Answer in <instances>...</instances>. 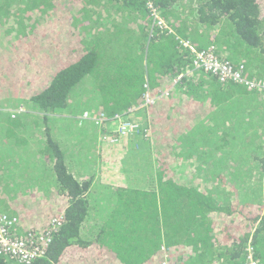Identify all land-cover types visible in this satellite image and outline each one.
Wrapping results in <instances>:
<instances>
[{"label": "trees", "instance_id": "obj_1", "mask_svg": "<svg viewBox=\"0 0 264 264\" xmlns=\"http://www.w3.org/2000/svg\"><path fill=\"white\" fill-rule=\"evenodd\" d=\"M150 2L169 29L154 24ZM263 5L261 0H0V100L23 99L25 113H59L71 109L73 93L89 82L97 92L96 112L105 116L99 155L112 156L118 169L109 175L119 176L111 180L92 174L80 180L68 168L60 142L48 135L43 154L54 164L67 199L62 223L44 254L30 262L0 254V264H177L175 259L244 264L249 241L264 264V134L246 125L228 132L225 119L217 116L228 100L242 95L245 101L233 102L239 121L246 113L255 118L264 91L193 72L194 54L183 43L197 49L213 45L220 57L243 64L248 77L264 78ZM170 88L168 95L144 103L146 94ZM0 107V114L8 116L5 137L22 146L23 116L13 118L1 101ZM120 117L138 124L137 131H119ZM43 118L48 121L49 115ZM74 119L77 128L84 118ZM194 127L204 130L208 143L204 149L198 146L194 156L180 154L179 138ZM245 135L252 148L241 154ZM231 149L236 157L227 155ZM129 156L147 166L145 181L121 178ZM179 157L186 172L192 165L191 176H206L204 184L216 175L228 189L226 196L178 180L172 167ZM246 179L261 189L260 201H241L239 184ZM89 217L95 218L92 226ZM53 218L44 229L51 228ZM30 228L28 233L36 231Z\"/></svg>", "mask_w": 264, "mask_h": 264}, {"label": "crops", "instance_id": "obj_2", "mask_svg": "<svg viewBox=\"0 0 264 264\" xmlns=\"http://www.w3.org/2000/svg\"><path fill=\"white\" fill-rule=\"evenodd\" d=\"M238 98V96L233 97V99L227 101V104L236 102ZM247 101L250 106L254 104L253 102L250 103V99ZM259 102L263 108L262 101L260 100ZM20 104L24 105V102ZM228 107L225 106L222 110ZM222 110L220 109L218 112L217 116L219 119H229L228 116L222 115ZM237 111L235 112L237 113ZM65 112H68V114H65ZM74 114L73 105L69 111L59 113L48 114L39 111L35 115L31 111H27L26 113L23 111L22 114H19L23 116L24 143L22 146L19 145L17 139H7L5 137V117L0 114V212H6L14 216L18 215L21 226L17 225V233H23L30 227V229L42 231L48 224L50 218H53V215L63 216L65 212L64 207L67 199L60 190V182L54 164L48 161L43 154L48 135L51 134L52 137L60 142V146L64 151V157L67 159L68 168L70 167L74 176L85 181L90 179L92 174H95L97 178L105 173L101 168V161L99 159L101 158L99 155L100 152L93 155L95 149L93 150L91 146L92 143L95 144L96 139L92 142L93 136L91 134L84 135L79 140L75 138L76 122ZM32 115H34V119H37L38 127L31 128L27 125L28 132L26 133L24 126L28 124L26 122L33 117ZM46 115H49L48 121H45L43 118ZM66 117L70 121L66 120ZM10 118L12 117L10 116ZM47 127L50 128V131L45 132ZM198 127L192 128L191 134L189 133L191 130L188 132L185 131L182 134V136L184 134H190L188 140L191 143L190 145L194 146L191 152L192 154L199 151L198 146L204 149L205 144L208 143L204 141V130H200ZM254 127L255 122H250L246 125V129L252 130V132ZM54 128L56 129L54 130ZM218 131L220 129L216 128L215 133ZM34 132H39L38 139H36L37 135ZM97 133L98 131H96ZM260 133H264L263 128ZM206 138L209 140V133H206ZM181 142L184 143V138L181 139ZM72 146H74L75 153L69 151V148ZM103 182L106 183L105 180ZM104 183L103 185H106ZM112 188L114 190V187ZM35 218H38V220L35 221ZM91 219L93 221L95 220V218L89 217L87 220L88 226L93 225V221L90 222ZM93 228L96 229V225L90 229Z\"/></svg>", "mask_w": 264, "mask_h": 264}, {"label": "rangeland", "instance_id": "obj_3", "mask_svg": "<svg viewBox=\"0 0 264 264\" xmlns=\"http://www.w3.org/2000/svg\"><path fill=\"white\" fill-rule=\"evenodd\" d=\"M261 2H264V0H261ZM261 12H262V15L264 17V5L261 7ZM193 72H200V71H193ZM210 77H212V76L210 75ZM96 96H97V92H96L94 87L89 82L85 83V84H82V88L78 89L76 93H73L71 101H70V104L73 105V109L76 110V112H74L75 113L74 114V118L78 117V118H82L83 119V114H84L85 111H93V112L96 111V107L94 105L95 101H96L95 100ZM246 99H247V97L241 95L240 98H239V101H245ZM20 100H23V99H19V98H14L13 97V98H10V99L5 100V101L3 99L0 100V101L3 104L6 103V112L7 113H12L13 112V114L14 113L15 114L16 113L17 114H20V113L22 114L23 111L19 110L20 109L19 106L23 105V104H20L23 101H20ZM261 101H262V104H263V108L262 109L259 108L261 113L259 115H257L255 118L252 117L251 114L249 115L248 113H246L245 115H243V117L241 119V122L239 121L237 113L234 111L233 103L228 105L229 107L227 109L221 111L222 115L228 116V118H229V119H225L224 120L225 123H223V129H225L228 132H231L232 131L231 129H233V128H240L241 126L247 125L250 122H255V127H254L253 130H255L257 132H261V129L262 128L264 129V115L262 114L263 113L262 110H264V98H261ZM7 102H13V103H7ZM18 104H20V105L18 106ZM1 107H2V105H1ZM247 109H248V111L249 110L252 111V108L249 105V103H248V108ZM31 112H33L36 115L37 112H39V111L34 109L33 111L31 110ZM65 114H68V112H65ZM32 116L33 117H31L29 120H27L26 123H28V124H26L24 126V129H25L26 133L28 132L27 125L29 127H31V128L38 127L37 119H34V115H32ZM5 117H8V116L6 115ZM19 117H21V116H19ZM239 117H241V115H239ZM65 119L70 121L68 117H66ZM22 122H23V120H22ZM82 122L83 123L79 122L78 127L75 128V130H76L75 138L77 140H79V139L82 138V136L91 134L93 136V141L92 142H94V139H96V142H95L96 145L92 143V146H91L93 150L95 149L93 151V155L95 153H97V152H101V147L100 146H103L104 143H105L104 140H103L104 137L102 136L103 133L100 132L102 125L101 124H99V125L96 124V122L91 120V119H85V120L83 119ZM49 127H50V124H49ZM259 127H260V129H259ZM56 128H54V130ZM48 131H50V128L47 127L45 132H48ZM96 131H98L97 134H96ZM34 133L37 135L36 139H38L39 135H40L39 132H34ZM19 135L21 136V138H23V124L20 127V129H19ZM186 135L187 134L183 135L185 137L182 136V138H184V143L180 144V146H181L180 154L183 153L185 155L187 153H191L192 150L194 149L193 145L187 144ZM98 138H99V142H98ZM180 138H179V140L182 139V138L181 139ZM254 138H255V141H260V138H258V137H254ZM249 140H250V135H245L244 138H243V141L247 142V143L246 144H242L241 147L239 146V150H240L241 154L249 153V151L251 150L252 146L249 145ZM261 140H263V143H264V137H262ZM87 145H90V144H87ZM67 148H69V147H67ZM188 150H191V151H188ZM69 151L71 153H75L74 152V146L69 148ZM198 153H199V151L195 152V154H198ZM230 153H231L232 156L236 157V154H235L233 149L227 151V155L230 154ZM195 154H193V156ZM220 154H225V153H220ZM130 156L127 159V163H124V166H127V168L122 170V172L120 173L121 178L125 179V176H127L130 179L134 178L135 180L145 181L146 179L143 180L141 178L145 177V172L143 171V169L146 168L147 166L144 164V162L141 163L139 161L138 163H136L133 158H130ZM193 156H190V158L191 157L195 158ZM261 156H264V154H262ZM208 157H209V155H208ZM111 158H112V156L106 157V152H105V157L104 158H102V157L99 158L100 161H101V168L105 172L103 174L104 175V179L105 178H110L111 180H117L118 177H119L118 175H116V174L115 175H109V173H113V172L115 173V170L118 169L113 164V161L110 160ZM113 159L115 161H117V157L116 156H114ZM180 159H181V157L177 158L175 160V166L172 167L178 180L187 182L189 185H192V183H191V181H192L195 184H199L202 188H203V186H206L205 188H203V190L206 191V192L207 191H211V190H212V192L218 191L219 193H217V195L219 197H221V199H222V196H226L223 193H227L226 191H228V189L227 188H225V189L223 188L222 183H219L217 181L216 175L212 179L208 180V184H204L203 183L204 182V177H206V176L204 175V177H203L201 172L197 173L196 175H192L191 176L190 172L193 170L192 165H190L189 171L186 172L187 170L183 169V165H182L183 163H181ZM184 159H187V158L185 157ZM210 160L213 162V164L215 163L214 158L210 159ZM236 160L239 161V162H244L245 161L243 158H240V157H238ZM246 161H245V163H247ZM183 162L186 163L185 160ZM212 162H210V161L206 162L205 161V163L207 165L212 163ZM255 162H256V160H252V161H250V164L254 165ZM149 166H151V165H149ZM251 167L252 166H250V168ZM151 168H152V166L148 170H151ZM252 170H253V172L257 173V170L254 167L252 168ZM128 174H129V176H128ZM209 175H211V173ZM257 175H259V174H257ZM239 177H242V176H239ZM251 180L252 179H246L242 183L239 184L240 190L242 189V191H240V199H241L242 202H246L247 200L260 201L261 196L264 195V190H263L262 195H261V189L258 188V187H255ZM259 182L262 183V181H259ZM148 183L149 182L147 181L145 183V185H148ZM106 191H107V189H106ZM231 194H232V197L236 198L237 195H238V192L236 190H233ZM105 199L108 200V198H105ZM175 260L177 261V264H181L180 260H178V259H175Z\"/></svg>", "mask_w": 264, "mask_h": 264}, {"label": "built area", "instance_id": "obj_4", "mask_svg": "<svg viewBox=\"0 0 264 264\" xmlns=\"http://www.w3.org/2000/svg\"><path fill=\"white\" fill-rule=\"evenodd\" d=\"M149 7L151 9L154 24L161 29H169L167 20L163 17L160 10L151 2L149 3ZM183 43L187 48L191 49V52L194 54L191 62L192 71L201 70L210 75L218 76L222 82L244 83L251 88L264 91L263 77H248L243 64L238 65L226 58L220 57L215 46L208 45L197 49L189 41H183ZM170 92L171 88L156 96H151L148 93L145 95L146 99L144 103H154L158 97L163 94L168 95ZM19 108V110L24 111V105L19 106ZM14 114L12 115L13 117ZM83 118L91 119L99 125L102 124L105 116L96 111H85ZM118 127L119 131L121 129L122 132L127 131V133L131 134L137 131L138 124L132 122L128 118L124 119L120 117ZM62 218L63 217L60 215L53 218L50 229H43L42 231L39 230L32 233H28L29 231L25 230V234L23 235V233L16 232L17 225L21 226L19 217L9 215L6 212H0V254L6 256H19L26 262H30L35 256L44 254L45 248L52 241V231L57 230L61 225ZM245 250L246 259L244 264H259L256 256V249L250 241L247 243ZM164 264L169 263L164 262Z\"/></svg>", "mask_w": 264, "mask_h": 264}, {"label": "bare ground", "instance_id": "obj_5", "mask_svg": "<svg viewBox=\"0 0 264 264\" xmlns=\"http://www.w3.org/2000/svg\"><path fill=\"white\" fill-rule=\"evenodd\" d=\"M51 226H52V224H51ZM54 231H55V230L52 231V234H53Z\"/></svg>", "mask_w": 264, "mask_h": 264}]
</instances>
